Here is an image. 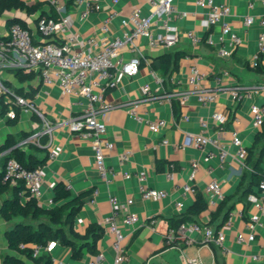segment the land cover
I'll use <instances>...</instances> for the list:
<instances>
[{
    "label": "crops",
    "instance_id": "1",
    "mask_svg": "<svg viewBox=\"0 0 264 264\" xmlns=\"http://www.w3.org/2000/svg\"><path fill=\"white\" fill-rule=\"evenodd\" d=\"M31 8L27 10L5 11L0 16V37L8 34L7 23L10 19L21 20L29 28L36 42H52L54 39L43 40L36 30L38 20L43 16H54V9L48 0H23ZM67 2L66 0H64ZM112 0H101L103 10L82 18L83 8L69 4L68 13L74 24L73 32L81 37H90L101 26L111 10H116L122 16H127L134 8H139L144 14L150 13L148 0H120L113 5ZM197 0H176L180 14H184L177 21V26L185 34L194 31L204 35L202 22L206 18L207 9L199 7ZM230 6L231 16L227 19L242 38V44L230 59L224 60L217 56L216 51L208 45H193L186 37L173 48L164 51H150L143 39L138 40L139 52L127 50L124 59H145L139 73L134 77H124L119 85L106 93V99L116 106L107 115L108 129L105 139L114 144V150L107 152V164L117 173L113 184H106L99 178L95 168L94 151L91 141H85L73 133L67 126L58 128L53 137L44 136L40 144H27V138L41 131L43 123L40 118L31 113L22 112L16 124H11L7 117L0 122V148L10 141L11 149L0 153V174L8 155L16 151H25L27 155H35L42 159L49 158L51 152L58 157L48 162L44 167V181L42 185L41 203L50 208L54 186L58 183L71 185V193L78 196L82 193L97 191L86 199L81 211L77 214L73 228L80 235L85 234L90 224L103 226L104 219L112 212L111 197H117L120 207L134 212L139 222L134 227L122 226L129 236V258L125 264H188L192 257H199L202 264H264V215L262 224L256 229V238L252 242H239V235L246 239L250 233L248 224L251 216L256 212L250 202L251 194L258 191L257 181L254 179L255 165L260 162L264 170V139L256 144V138L262 128L254 126L251 108L253 105H264V91L256 89L264 85V71L257 73L251 69L252 58L259 53V37L264 33L257 21L250 27L244 25L248 17L260 18L264 15V0H217ZM124 31L120 19L111 25V34L119 35ZM219 31V27L216 28ZM183 55L178 69L171 75L162 71V64L166 55L173 60L177 54ZM260 63L264 66V53L260 54ZM192 65L198 66L206 78L203 85L215 88L221 80L223 88L219 91L214 105L204 107L197 97L192 95L188 102L180 104L178 100L164 98L175 92L189 89L188 77ZM2 82L11 88H21L25 93L38 89L34 97L35 103L45 115L54 123L63 122L76 117L85 108V101L75 95H64L57 85H44L39 77L31 82H20L16 77L15 68L6 67L0 71ZM156 78L163 82L158 87ZM7 85V86H8ZM150 86L154 91L160 88V100H144V88ZM247 87L242 91L241 98L234 97L235 88ZM139 102L136 109L140 117L147 120H164L167 125L152 132L145 122H139L130 114V102ZM215 111L224 112L229 121L222 129L221 142L227 147L229 156L225 164H220L214 156L207 160L210 153L217 154L218 149L207 146L205 149H181L186 133H199L201 120L208 123L207 135L216 137L220 132L213 119ZM189 120H185V117ZM239 133L244 145L248 148V156L244 161L235 157L232 145V134ZM45 140V143H44ZM168 143L164 144L163 141ZM42 147L45 152L37 151ZM130 152L129 160L120 164L118 156ZM261 160V161H260ZM197 162L199 169L194 181L195 193H190L185 199V209L179 213L176 204L182 200L183 186L189 182L192 163ZM174 166L172 168L171 166ZM145 172L148 186L152 189L165 190L168 197L161 201H145L139 193V181L134 174ZM125 173L132 174L130 178ZM172 173V178H168ZM217 180L225 201L221 212L214 219L216 209H201L200 204L206 202V188L208 184ZM11 190L0 195V207L5 198L10 197ZM133 201L127 205L128 201ZM198 200L200 204L198 206ZM207 203V202H206ZM230 212V213H229ZM232 216L233 223L228 226L227 214ZM180 221L179 225L200 223L212 227L225 235V246L229 252H224L220 246L206 240L201 234L190 233L193 240L187 244L181 238H176L173 246L165 244L166 234L171 229V222ZM175 224V223H174ZM14 226L13 222L5 221L0 215V253L2 256L14 255L7 247L6 232ZM69 235V228L65 226ZM113 237L104 233L98 243V253L85 251L82 260H74L70 248L58 244L50 253L53 264H90L100 254H103L107 264H113L115 253L112 248ZM0 264L3 261L0 259Z\"/></svg>",
    "mask_w": 264,
    "mask_h": 264
},
{
    "label": "built area",
    "instance_id": "2",
    "mask_svg": "<svg viewBox=\"0 0 264 264\" xmlns=\"http://www.w3.org/2000/svg\"><path fill=\"white\" fill-rule=\"evenodd\" d=\"M54 9V16H43L38 20L36 30L43 40L54 39L52 42H36L32 31L20 23L13 24L6 39L0 40V71L6 67L23 69L27 72H38L39 78L44 85H57L62 94L75 95L81 100L85 108L81 114L69 118L63 122L49 121L35 103L34 98L17 94L9 88L0 78V122L1 109H6L8 119L18 118L17 110L31 113L41 119L43 126L41 131L30 135L25 143L40 144V139L44 136L53 137L54 132L61 127L67 126L73 133L85 141H91L94 151L95 168L102 182L110 185L116 178V171L107 164V152L114 150V144L105 139L108 129L107 115L116 108L106 99V93L116 88L124 77L136 76L145 59L133 58L129 61L124 59L127 50L139 52L138 40L143 39L146 47L150 51H164L175 47L182 37H186L193 45H208L212 47L217 56L221 59H230L237 48L242 44V38L233 28L232 23L227 19L231 16L230 6L219 3L217 0H197L199 7L207 9V15L202 22L204 35H199L194 31L185 34L177 26V21L184 14H180L176 0H148L150 13L144 14L141 9L134 8L129 15L122 16L116 10H111L107 18L103 21L98 30L90 37H81L73 32L74 21L68 13V5L64 0H48ZM113 5L120 3V0H112ZM83 8L82 18L89 17L92 13L103 10L101 0H75L74 3ZM120 19L124 31L119 35L111 34V25L116 19ZM264 27V15L258 19L248 17L244 21L246 27H250L255 22ZM219 27V31L216 28ZM264 53V33L259 37V53L255 55L250 66L258 67L260 64V54ZM206 76L201 73L198 66L192 65L188 77L189 89L184 92H173L164 95L169 100H178L180 104L188 102L192 95H195L204 107L215 104L221 88L222 82L218 80L215 88H207L203 85ZM158 87H162L163 82L156 78ZM247 87L235 88L232 91L235 98L240 99L241 93ZM256 89L264 91V85ZM144 100H160V88L153 90L150 86L144 88ZM139 102H130V114L139 122H145L152 132L164 128L167 123L164 120H147L137 113ZM251 114L256 128L261 129L264 125V105H253ZM214 123L220 127V132L216 137L207 135L208 123L201 120V131L199 133H186L181 145V149L198 148L205 149L213 146L218 149L216 155L210 153L207 160L216 156L220 164H225L230 155L227 147L221 142L222 130L229 121L228 115L224 112L215 111L212 114ZM189 120V117H185ZM164 144L168 141L164 140ZM232 145L235 149V157L244 161L248 156V148L244 145L239 133L232 134ZM130 152L121 153L118 156L120 164L126 163L130 158ZM58 157L56 152H51L48 162L54 161ZM44 167L27 168L15 158L8 159L2 170L3 182L16 185L23 182L31 195L36 198L42 206V185L44 181ZM174 168V166H171ZM199 169L197 162L192 163V172L189 182L184 185L182 200L176 204V209L182 213L185 209V199L188 194L195 193L194 181ZM126 178L132 174L125 173ZM139 181V193L145 201H161L168 197L165 190L152 189L148 186L145 172L134 174ZM168 178H172V173H168ZM71 190V185H66ZM97 195L94 191L93 197ZM206 202L209 209H216L224 200L221 185L217 180L211 181L206 188ZM256 212L251 216L248 230L249 237L246 239L239 235V242H252L256 238V229L262 224L264 215V177L258 187V191L249 197ZM129 200L127 205L132 204ZM50 200V205H53ZM112 212L103 221L104 233L113 237V251L115 258L113 264H125L129 258V236L122 226L134 227L139 222L136 213L122 209L117 197L110 198ZM233 223L230 216L227 225ZM196 232L201 234L206 240L214 242L224 250L229 252L225 246V235L221 231H216L212 227L200 223L182 224L176 229H170L165 237V244L172 245L176 238H181L187 244L193 242L189 234ZM58 245L57 242H50L47 246L37 247L34 255L36 257L43 253H52ZM90 264H107L105 256L100 254ZM188 264H202L199 257H192Z\"/></svg>",
    "mask_w": 264,
    "mask_h": 264
},
{
    "label": "trees",
    "instance_id": "3",
    "mask_svg": "<svg viewBox=\"0 0 264 264\" xmlns=\"http://www.w3.org/2000/svg\"><path fill=\"white\" fill-rule=\"evenodd\" d=\"M66 1L67 5H69L73 4L75 0ZM13 9L27 10L28 12H31L30 6H28L23 0H0V16L5 11H11ZM15 23H20L24 27H27L17 18L10 19L7 23V27L10 29ZM3 39H6V36L0 37V40ZM182 56L183 55L178 53L173 60H170V55H166V59L162 64V71L166 75H171L178 69L179 61ZM250 68L257 73H262L264 71V66H262L261 63L256 68ZM15 71L17 79L22 83L31 82L39 77L38 72H27L20 68L15 69ZM8 87L11 88L9 85ZM11 89L19 95L30 98H34L38 91V89H35L34 91L25 93L21 88ZM17 113L19 118L21 110L18 109ZM1 117H6V109L4 107L1 109ZM18 118L9 119V122L11 124H16ZM263 139L264 125L256 138V144ZM11 144L12 143L8 141L0 148V153L11 149ZM35 147L39 152L46 151L42 147ZM7 157L8 159L15 158L30 169L38 166H45L48 161L47 156L40 159L33 154L27 155L25 151H16ZM253 176L259 187L264 177V170L262 169L260 162L255 165V173ZM2 178L3 173L0 174V195L7 193L9 190H11L12 195L5 198L3 201L0 207V215L5 221L14 223V226L6 232L7 247L14 253V255L2 256L0 253V259L3 261V264H53L52 257L49 253H43L38 257L34 255L37 247H45L50 242H57L62 246L70 248L74 260H82L85 251L95 255L98 253V243L104 235L103 226L99 224H90L83 235L77 233L73 228V223L77 214L81 211L86 199L91 196L93 190L74 196L71 191L67 189L65 183H58L54 186L53 190V206L45 208L31 195L23 182L16 185H10L4 183ZM199 201L200 200H198V206L201 202V209L207 208L206 202ZM224 201L213 213L214 219L220 214ZM229 213L226 218H228ZM179 224L180 221L171 222L170 228L176 229ZM65 226H68L69 228V235L65 232ZM174 244L175 243L169 246H173Z\"/></svg>",
    "mask_w": 264,
    "mask_h": 264
}]
</instances>
